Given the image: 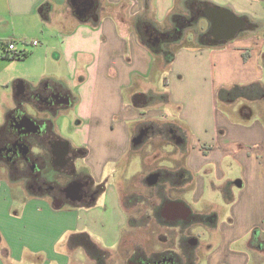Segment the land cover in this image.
Returning a JSON list of instances; mask_svg holds the SVG:
<instances>
[{
	"label": "crops",
	"instance_id": "obj_1",
	"mask_svg": "<svg viewBox=\"0 0 264 264\" xmlns=\"http://www.w3.org/2000/svg\"><path fill=\"white\" fill-rule=\"evenodd\" d=\"M78 1L0 0L2 75L7 78L5 68L11 65H25V77L13 73L0 84L8 96L13 82L10 105L0 93V127L15 109L18 85L34 92L56 88L73 103L53 120L56 132L82 149L81 161L93 185L104 189L88 205L55 203L48 195L32 193L22 180L1 174L0 264H89L77 238L84 228L97 247L115 256L127 211L116 189L107 185L106 174L144 143L132 145L142 128L152 129L156 138L180 135L175 146L186 153L184 165L165 170L182 172L180 193L190 192L197 204L212 191L227 204L225 219L202 212L208 229L218 235L206 264H258L264 257V99L231 101L217 95L252 84L264 89L260 42L249 33L231 44L178 46L163 73L162 60L150 53L137 29L144 24L167 28L171 12L185 15L186 0H90L87 14H79ZM197 1L244 16L258 25L253 31H264L254 1ZM10 42L14 52L5 49ZM237 102L242 105L233 107ZM232 107L237 120L229 117ZM238 242L248 253L255 252V262L243 252H230L223 261L228 246ZM215 255L221 260L212 262Z\"/></svg>",
	"mask_w": 264,
	"mask_h": 264
},
{
	"label": "flooded vegetation",
	"instance_id": "obj_2",
	"mask_svg": "<svg viewBox=\"0 0 264 264\" xmlns=\"http://www.w3.org/2000/svg\"><path fill=\"white\" fill-rule=\"evenodd\" d=\"M91 4L90 0H80L76 4V9L79 14H87ZM212 7L206 3L194 4L191 12L194 16H203L207 22L206 29L200 31L198 37L208 44H219L216 40L226 33L222 27L211 28L207 17L212 16L210 13ZM82 11L83 13H81ZM239 18L244 21L245 25L238 35L251 32L258 27L257 24L244 16ZM141 28L143 37L149 42L156 43L158 41L159 36L150 25L144 24ZM14 99L15 109L8 115L5 125L0 127V175L5 174L11 181L22 180L24 186L32 193L48 195L55 203H74L75 201L80 205L91 203L97 195V186L93 185L89 175L81 173L77 169L79 161L83 157V151L60 137L53 122L60 113L66 112L72 107V99L56 88L40 92L25 88L23 93L15 95ZM140 134H142V140L148 142L153 136V131L149 128H142L137 136ZM173 135L170 138L175 146L180 135L177 132H173ZM180 172L178 170L173 174L161 169L152 170L145 177L144 182L147 187L159 188L163 185L164 189L172 187L175 190H180L177 180L184 178ZM49 174L51 175L49 176ZM153 175L157 176V182L149 186L146 179ZM66 176L70 177L67 179L69 181L63 180ZM127 197L128 203L131 199L136 200L137 196L130 194ZM153 199L158 200L157 196H154ZM158 202L160 207L157 218L166 227H180L181 235L196 224L207 227L206 216L202 213H192L179 198L166 200L161 198ZM139 204L143 205V201L136 203V205ZM178 204H184L189 211L188 216L178 207ZM181 242L185 246H182ZM179 243L181 245L179 250L182 247L185 251L181 257L171 251L149 256L139 251L132 252L123 264H193L192 251L198 241L188 235L184 239H180ZM110 257L111 254H109ZM102 264H107V262Z\"/></svg>",
	"mask_w": 264,
	"mask_h": 264
},
{
	"label": "rangeland",
	"instance_id": "obj_3",
	"mask_svg": "<svg viewBox=\"0 0 264 264\" xmlns=\"http://www.w3.org/2000/svg\"><path fill=\"white\" fill-rule=\"evenodd\" d=\"M177 3L183 4V0H176ZM251 2L254 1L256 6H258L261 10L256 11L257 17L264 18V0H250ZM253 8V7H252ZM256 8V7H255ZM249 10L248 7H246ZM183 10V9H182ZM185 14L187 11H183ZM251 12V11H249ZM192 26H187L186 31L183 33V39L176 44V46H194L200 44H208L205 40H201L198 37V33L200 31H204L207 26L206 19L201 16ZM262 19V18H261ZM167 27V26H166ZM203 27V30H202ZM249 33L253 34V37L257 39L260 43L258 44L260 51L264 52V31L256 30L253 32H245L239 34L236 38L244 37L250 35ZM187 37V38H186ZM245 39V38H244ZM243 39V40H244ZM236 42L234 39L230 41L229 44ZM11 64V63H10ZM263 64H264V55H263ZM24 64L19 63L18 65H11L8 68H5V74L7 78H4L2 75V68H0V84L7 83L6 81L10 79L9 75L15 73L18 74L20 77H25L24 74ZM4 73V72H3ZM263 80L262 83L264 84V70H263ZM1 84V85H2ZM12 84L13 82L9 83L8 89V96H4L2 94L3 90H0L2 95V99L6 105L11 104V94H12ZM5 85V84H4ZM241 102H237L233 107L241 106ZM221 107V106H220ZM232 107V108H233ZM234 110L231 109L230 112ZM230 119L237 118V115L234 113L229 114ZM237 120V119H233ZM260 121L264 123V117L260 118ZM163 135V136H161ZM159 134L156 138L155 136H151L148 142L142 143V145L134 149L133 153H128L114 168L108 169L106 174V181L107 185H110L120 195L121 204L124 207L126 212V219L127 225L122 232L120 245L118 248L117 253L115 256H111L107 264H123L126 259L130 256V253L133 248L132 252H139L141 251L136 244L140 245L142 252L147 256L161 253L164 251H171L176 253L179 257L185 253L184 248H180V239H184L188 235L194 237L198 244L192 251V258L193 264H206V258L210 254V249L213 248L217 244L218 235L215 231H210L207 227L205 228L202 225L196 224L191 226L183 235H181L180 227H166L164 226L163 222L157 218V212L159 210V202L158 200L163 198L172 199V198H179L181 201L185 202L186 205L189 207L192 213H202L206 211V214H214L216 215L217 219H225L227 204L224 203L222 197L212 191H208L205 194V197L200 203H195L192 200L190 192H182L180 193L179 190H175L172 187H166L164 189L162 186L159 188L147 187L144 179L145 177L152 171L158 169L164 170H173L176 166V163H183L186 158V153L179 151V148L174 146L169 135L167 133ZM161 136V137H159ZM65 139H67L65 137ZM145 141V140H144ZM185 151V150H184ZM175 161V162H174ZM224 165V164H223ZM79 171L81 173L87 174L88 171L82 161H79ZM228 165L225 166V168ZM221 170L224 171V166L220 167ZM235 170V169H234ZM229 173V172H228ZM110 174V175H109ZM55 175V173H54ZM53 175V179H54ZM109 175V176H108ZM56 177V176H55ZM56 179V178H55ZM70 177H64V181H69ZM215 185L220 186L224 185L221 183L214 182ZM225 189V187H224ZM136 194V200L131 199L130 202L127 203V196L128 195ZM141 196V198H140ZM154 196H157L156 199H153ZM159 196V198H158ZM230 196V194H229ZM141 200L143 201V205L136 203H140ZM129 205V207H128ZM67 207V206H65ZM219 231V230H218ZM86 235L90 236V232L88 229H83L82 231ZM134 241V242H133ZM135 244V246H134ZM182 246H185L182 243ZM242 243L238 242L232 245L230 248L228 246L227 256H223V258L219 255H215V259L212 262H217V260L223 259V261H227V258L230 257V252L233 253H245V258L250 257L255 260V252L248 253L246 249L241 247ZM243 246V245H242ZM187 250V249H186ZM229 250V251H228ZM226 254V253H225ZM78 256L74 254V258L76 259ZM90 260V259H89ZM252 260V262H253ZM211 263V261H209ZM89 264H93L92 262ZM209 264V263H208ZM250 264H252L250 262ZM258 264H264V257L262 261H258Z\"/></svg>",
	"mask_w": 264,
	"mask_h": 264
},
{
	"label": "trees",
	"instance_id": "obj_4",
	"mask_svg": "<svg viewBox=\"0 0 264 264\" xmlns=\"http://www.w3.org/2000/svg\"><path fill=\"white\" fill-rule=\"evenodd\" d=\"M194 4H203L197 0H186L185 6L187 13L185 15H179L174 12L169 14L170 24L167 28L155 30L159 36L158 41L149 42L146 38H141L142 43L150 51L154 57H159L162 60L163 73L167 72L170 67L175 52L178 50L176 44L183 39L184 32L187 29L188 24L195 23V21L201 19L200 17L192 14V8ZM199 18V19H198ZM203 30V28H202ZM142 35L141 30H138ZM140 35V36H141ZM187 38V37H186ZM4 45V44H3ZM204 45V44H201ZM5 59H9L8 56H2ZM25 56L14 57L13 59L22 60ZM164 86H167L166 78H163ZM218 99L220 100H247L255 101L258 99H264V89L259 84H252L248 87L240 88L233 87L229 90H220L218 92ZM167 128V127H165ZM164 128V129H165ZM169 129H173L172 126H168ZM104 189L103 185L97 186V195L102 193ZM78 245L84 250L86 256L93 264H102L109 259V253L97 247L86 234H81L78 237Z\"/></svg>",
	"mask_w": 264,
	"mask_h": 264
},
{
	"label": "water",
	"instance_id": "obj_5",
	"mask_svg": "<svg viewBox=\"0 0 264 264\" xmlns=\"http://www.w3.org/2000/svg\"><path fill=\"white\" fill-rule=\"evenodd\" d=\"M210 13L212 14V16H209L207 18L209 20L211 28L222 27L224 28L225 30L224 32L226 33L223 37L218 38L216 40L217 43H224L233 40L238 35V32L244 28L245 25L244 21H242L239 17L231 13L229 10L212 7L210 9ZM23 90L24 88L22 87V85H18L16 87L15 94L20 95L21 93H23ZM141 140H142V134H140L133 140L132 145L138 146L141 143ZM179 142L180 140L177 139V143ZM156 182H157L156 175L150 176L146 179V183L149 186L154 185ZM178 205H179L178 207H180V209L184 211L186 216H188L189 214L188 209H186L183 204H178Z\"/></svg>",
	"mask_w": 264,
	"mask_h": 264
},
{
	"label": "built area",
	"instance_id": "obj_6",
	"mask_svg": "<svg viewBox=\"0 0 264 264\" xmlns=\"http://www.w3.org/2000/svg\"><path fill=\"white\" fill-rule=\"evenodd\" d=\"M33 46H36L37 45V42H33L32 43ZM5 49L8 51V52H14L15 51V46L12 42L8 43L5 45Z\"/></svg>",
	"mask_w": 264,
	"mask_h": 264
}]
</instances>
